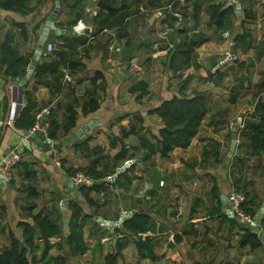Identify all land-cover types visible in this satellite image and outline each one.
I'll use <instances>...</instances> for the list:
<instances>
[{
    "label": "trees",
    "instance_id": "trees-1",
    "mask_svg": "<svg viewBox=\"0 0 264 264\" xmlns=\"http://www.w3.org/2000/svg\"><path fill=\"white\" fill-rule=\"evenodd\" d=\"M227 1L132 0V3H128L127 0H95V13L91 14V12H85L87 0H59L58 15L65 6L73 17L66 22L57 21L56 27L71 29L78 19L88 17L92 31L89 35L66 32L56 34L51 31L48 33L45 43L60 41H57L55 46L53 43L50 51H46L44 43L38 62L31 74L33 79L31 89L23 91V105L13 122L16 129L29 131L33 128L35 113L45 106H39L34 97L33 91L37 86L48 87L50 96H53L64 88L65 74L70 75L86 67L83 55L86 54L87 46H91L89 45L90 35L94 37L100 34V43L104 48L108 46V35L104 34V30L115 31L119 46L134 44L125 29V24L131 16L141 12V5L144 7L143 12L159 9L162 16L161 23L170 27L163 45V48H166L165 61H163L166 74L164 75L168 79L178 78V81L176 88L172 89L168 95L165 90L164 95L152 98L153 100L149 98L150 91L146 79H138L127 87V92L140 107H144L145 113L141 108H136L121 112L109 122L106 130L107 144L109 149H115L113 154L104 153L103 147L98 144L90 146L89 141L92 135H87L72 143L73 148L85 154V157L89 153H93L94 156L82 165L65 167L66 173L71 176L80 171L90 176L93 182L90 185L75 186L76 197L64 202V206L59 205L55 215H52V211L51 213L34 211L36 207L34 199L40 196V191L31 184L22 186L21 191L26 194L27 198L21 207L23 217L17 221L16 227H10L5 235L4 243L0 246V264H77L75 260L89 250H92V253L102 252L104 248L102 238L104 237L108 240L110 248L104 252L97 264H116V260L123 256V250L129 244H133L139 261L154 262L160 258L157 251L160 236L157 234L164 231V225H160L159 219H156L154 213L147 209L146 205L140 208L141 211H134L119 226L105 227L95 219L96 215L101 214L97 212L99 208L97 198L91 192L108 194L114 189L128 191L135 179L134 172L138 160L148 161L154 155L168 158L175 148L187 147L199 132L209 111V99L208 95L202 91L187 92L188 84L194 75L193 73L184 74V70L199 66L195 47L200 41L208 40L203 31L197 30L204 7L207 13L206 24L214 26L213 33L223 35L227 32L232 37L235 46L239 47L243 53L255 46L252 34L245 26L246 22L255 18V12L241 2V13L236 14L235 4L233 2L228 4ZM42 3L43 0H0V11L30 15L35 14ZM53 6L54 1L52 8ZM8 23L10 28L6 29L0 37V65L3 66L7 76L17 77L27 69L33 49L26 54H21L14 42L12 28H18V35L25 39L27 22L10 19ZM39 26L38 22L33 30L36 32ZM218 63L219 61L214 58L209 60L207 73L201 78L202 81L218 85L224 80L226 71L231 70L233 65L243 67L245 64L244 60L237 57L232 59V65L229 66L228 63H223L216 67ZM245 77L249 79V73ZM89 81L92 88L87 90V95L82 102L74 97L63 105L56 102L51 107L50 114L46 116V120L49 121L47 128L49 139L61 144L71 132L73 133L81 115L86 116L99 109L103 99H101V94L105 96L107 90L103 72L100 69L95 70ZM233 91H237L235 85L229 97L231 103L237 99L236 92ZM263 93L264 73L253 84L252 95L256 98L250 106L251 109L240 115L241 126L236 129V132L237 147L242 151L233 155L237 163L241 164L249 158H255L259 162L264 158V100L261 97ZM60 110H62L61 113H59ZM60 114L61 121L59 120ZM146 114H155L159 118V123L148 121L145 118ZM126 117H128L127 124H120L121 120ZM114 125L118 126L117 133L111 130ZM229 132V137L233 138L231 130ZM131 136L136 138L134 144L127 141ZM214 155L215 161L221 163L222 160L217 157V150L214 151ZM128 159L134 161L114 179L107 178ZM207 160V151L203 150L199 163L202 164ZM21 162L19 160L16 165L26 163ZM261 173L264 176V162ZM30 174L31 171L26 169L24 176L30 179ZM232 180L234 188L241 189L245 193L246 199L241 204L242 210L251 216L258 215L262 199L256 195V191H246L253 181L248 178L241 183L240 178L235 176H232ZM154 190L151 189L150 194H154ZM210 191L211 197L214 198L212 211L218 214L221 222L225 220L238 227L239 245L248 246L250 250L259 248L263 239L260 229L264 230V215L258 218L259 224L254 226L240 222L236 215L228 216L223 209L226 201L223 203L222 191L216 180ZM196 206L197 202H194L190 212L196 211ZM101 216L106 217L105 214ZM117 218L118 216L114 220ZM89 222L92 223L88 235L93 238V245H89L85 239L84 226ZM16 228L20 231L18 232ZM193 231L194 229L187 231L182 229V234H191ZM147 232L151 234H146ZM53 237L57 239L51 241ZM52 248H56L58 252L53 254L50 251Z\"/></svg>",
    "mask_w": 264,
    "mask_h": 264
},
{
    "label": "crops",
    "instance_id": "crops-1",
    "mask_svg": "<svg viewBox=\"0 0 264 264\" xmlns=\"http://www.w3.org/2000/svg\"><path fill=\"white\" fill-rule=\"evenodd\" d=\"M51 1L52 0H43V3L37 9V12L35 14L30 15H21L9 11H0V37L6 29L10 28V25L8 23L10 19H14L17 21L25 20L27 22V37L25 39H22L18 35V28L14 27L12 28L14 31V42L16 44L17 50L21 54H26L31 49H33L34 51L44 21L49 12L52 10H48L47 7L48 3L51 4L54 0L52 2ZM237 1H239L240 4L242 2V4L246 5L247 7H251V9L255 12V0ZM127 2L132 3V0H127ZM231 2L235 4L234 0H231ZM261 5H264V0L262 1ZM94 6L95 0H87L85 12H91L94 9ZM141 7L143 6L141 5ZM150 11L151 14L145 17L147 23L144 22V24L141 23L140 25L139 21L136 22L135 20L139 14L137 13L128 19L127 23L125 24V29L128 31L131 39H133V36H135V38L133 39L134 48L138 46V49H143L145 52L150 54L151 57H149V59L147 60L151 64L154 63V68H156L157 66V68H159V64L162 61H165L166 48H163V45L165 43L164 40L166 33L168 32L170 27L161 23L160 19L162 18V16L159 9ZM146 13L147 12L143 11L140 12L142 17ZM72 17L73 14L68 11V8L64 6L62 12L59 15L57 14L55 23H57V21L66 22L72 19ZM83 20L87 24L91 23L88 17H84ZM38 22L40 23V26L36 29L35 32L33 28ZM253 22L254 21L251 20L245 23V26L247 28H250L249 25L252 26L253 24L251 23ZM257 23L258 22H256V24ZM129 25H131V28H129ZM161 25L162 27L160 28ZM58 27L59 29L62 28V26ZM133 27H136L135 31L132 30ZM162 28H164V30ZM110 31L114 30H106L104 32L105 35H108L107 45L110 43ZM134 32H136V34L138 35H136ZM56 34H60V32ZM100 36L101 35L98 34L90 38L89 45L91 46H87L88 49L86 51V54L83 55V61L85 62L86 67L83 70H79L73 74H68L70 76V80L64 79V88L60 92L56 93L53 96H50L49 88L43 85L37 86V88L33 91L34 97L39 106L49 105L51 108L56 102L63 105L64 103L71 101V99L74 97H76L78 101L82 102V100H84L87 95V90L92 88L89 78L93 75V72L95 70L100 69L104 74V78L107 83V90L105 96L104 94H101V99H103L97 111L90 113L86 116L81 115L79 117L76 128L73 130V133H75L78 127L87 125V127L89 128L88 131L83 135V137H79L77 135L74 141L66 143L62 142L61 144H59L51 139L48 140L46 138H43L39 134L32 135L30 131H22L16 129L13 124H6L1 128L0 160L4 156L9 155L12 151L17 150L20 155V161H22L21 163H26H23L24 165L15 164L16 166L14 165L11 170V178L7 182L0 181V246L2 245V243H4L3 241L9 228H15L17 221L20 220L21 217H23V210L21 207L27 201L26 194L21 191V188L24 184H31L35 186L40 191V194L43 192L45 187H47L48 190L51 189L57 191L58 198H60L61 195L59 203L61 201L60 205L64 206L63 202H67L70 199H74L76 197V187L71 183V181H69L70 176L66 173L65 167L73 165L75 166L77 158L85 157V154L73 148L72 143L81 140L87 135H92V139L89 141L90 146L98 144L103 147L105 153L109 152V154H113L115 152V149H110V151H107V149L109 148L107 146L108 141L106 138V130L109 122L115 116L121 114V112L134 110L136 108H141L142 111L144 109V107H140V105L133 100V97L130 96V94L127 92V87L138 79H146L148 81V89L150 91L149 98H151V100L152 98H154V94L150 85L151 81L145 76L146 68L144 67L143 69L142 64H135L136 57L133 55L131 62L132 64L134 63L133 66L135 67V69H133L132 67L128 68L127 65L126 69H123L120 73L119 71L121 70L123 65V54L121 52L110 51L108 49V46H105V48L104 46H101ZM228 36L230 35L228 34ZM252 39H254L253 35ZM57 41L60 40H55L53 42L54 46ZM232 41L233 39L230 36V51ZM233 46L235 53L236 49L239 47H236L235 44H233ZM133 72H135V75H132ZM9 79L10 76H7L4 73V68L0 65V116L4 119H6L9 115L12 96L14 93L10 88L11 83L9 82ZM32 83L33 79L30 75L27 81L23 84L22 98L23 91L26 89H31ZM157 98H159L158 95ZM61 111L62 110H60L59 113H61ZM143 113H145V111H143ZM145 118L148 121L159 123V118L155 114H146ZM59 120H62L61 114ZM127 121L128 117L122 119L120 124L125 125L127 124ZM231 123L232 121L229 122V124ZM111 130L113 131V133H117L118 126L114 125ZM230 130L231 129L228 128V133ZM223 132L224 129H215L212 126L211 131H208L206 135H201L200 128L199 132L195 135V137H193L187 147L175 148L168 158H160L158 157V155H154L148 161L138 160L137 163L142 164V170H145V168L150 169L154 166L160 170H165V167L168 164L177 165L178 162L181 161V157H193L195 164L197 161L196 166H192L194 167L193 169L203 175H208L212 179V184L209 187V200L214 205V198L211 197L210 190L215 182V155L213 156L214 152L209 153V151L206 150L208 160L200 164L199 162L201 156H199V152L196 151V142H199V144H201V138L203 136H208L209 138L213 139L212 145H214L215 147V141L218 143V145L222 142L221 136L224 134ZM73 133L71 132L66 138L71 137ZM218 134H220L221 136H219ZM102 136L106 138V140L103 142L100 141V138ZM132 143L134 144L135 142ZM104 144H106L107 147H104ZM176 155H179L180 158H174V156ZM80 158L79 160L81 161ZM56 161H59V164H56ZM158 164H161L162 167L158 166ZM192 167L189 169L192 170ZM26 169H29L31 171L30 179L24 176ZM137 179L141 180L142 178ZM135 180H133L132 186H134ZM206 181V178L203 179L202 177L201 189L206 188ZM188 182L190 183L189 179L186 180V182H183L182 184L180 182L179 185L180 188L187 193V199H189L188 202H190V199L194 196L193 194V196L191 195V191L195 190V187L198 185L196 183L192 185ZM218 184L222 191V196H226L231 188L226 192L225 188L227 183L226 185H221L220 183ZM151 189H155L154 191H157L159 189V186H157L156 184L150 185L148 187L147 198L149 199V203L152 202L151 200H153L152 198L155 194V192L154 194H150ZM119 191V189H114L113 192L119 194ZM197 199L198 197H196L195 200L197 201ZM34 201L37 205L36 198L34 199ZM192 205L193 203L191 201L187 209V213L189 214L188 216H183L182 219L178 220L176 223H172L171 221H165V224H169V228H167L166 230L167 226H165L163 228V233L168 232V235H170V237H172V234L176 231L180 232L181 234V239L179 242H176L175 245H173L172 247L168 246L170 248L169 255L171 256V259L176 258L177 260H179V262L189 261L192 262V264H251L254 262H257L254 264H264L263 229H260V232L263 235L262 245L255 250H250L247 246L243 247L239 245L238 227L233 226L225 220L221 222L218 214H215V211H212L213 205L210 206V212L206 214H196V211L190 212ZM228 207L229 204L226 201V204L224 203L223 209L226 211ZM36 210L37 206L34 211ZM119 212H124L123 208L120 209ZM227 215L233 216L230 213H227ZM189 223H192V225H188ZM257 224H259V222ZM182 229L186 231L194 229V231L191 234H182ZM16 230H18V232L20 231L19 228H16Z\"/></svg>",
    "mask_w": 264,
    "mask_h": 264
},
{
    "label": "rangeland",
    "instance_id": "rangeland-1",
    "mask_svg": "<svg viewBox=\"0 0 264 264\" xmlns=\"http://www.w3.org/2000/svg\"><path fill=\"white\" fill-rule=\"evenodd\" d=\"M262 1L263 0H255L254 7H256V17L252 20L254 21L253 23H251L253 25H249L250 28L248 27L250 33L254 37V48L249 49L246 53H243L239 48L236 49V57L238 59L244 60L245 64L243 67L233 65L231 67V70L228 69L226 71L224 80L218 85H214L209 81H202L201 78L206 75V69L208 68L209 60L211 58H214L220 62L226 59L223 63H228V66L232 65L233 58L230 57L227 59V57L230 56V36H228L227 33H224V35H221L220 33H213L214 26L206 24L207 13L205 11L206 8L204 7V10L200 16V23L197 27V30L203 31L208 37V40L200 41L195 47L199 66L187 68L186 70H184V74L193 73L194 75L188 84L187 92H191L192 90L198 92L202 91L208 95L207 97L209 99V111L202 122L201 135H206L208 131H211L212 126L215 129H224V134L222 136L218 134L219 136H221L222 142L218 145V143L215 141V147L214 145H212L213 139L209 138L208 136H203L201 138V144H199V142H196V151L199 152V156H201L203 150H207L209 151V153H213L214 150H217V157L220 158L222 162L218 163L217 161H215V180L221 185H226L227 183L225 188V191L227 192L230 188L233 189L235 187L234 183L232 182V176L240 178L241 183L249 178L253 181V183L250 186L248 185L246 191H256V195L261 198L263 202L264 176H262L261 171L264 158L259 162L255 158H249V160H244L243 163L240 164L235 161V158L233 156L235 153L242 151L237 147L238 137L236 132V129L241 126L240 115L246 113V111L251 109L250 106L253 105L256 98L252 95L253 84L255 81L259 80L261 75L264 73V5H261ZM47 7L48 10L52 9V3H48ZM145 12L147 13L144 14L143 17L139 13L135 20L136 22L139 21L140 25L141 23L144 24V22L147 23L145 17L149 16L150 11L146 10ZM256 22L258 23L256 24ZM161 27L162 25L160 26V28ZM129 28H131V25H129ZM162 29L164 30V28ZM132 30L135 31L136 27H133ZM136 32L134 33L136 34ZM134 38L135 36H133V39ZM134 50V53H131V60L132 56L134 55L136 57L135 64H142L143 69L144 67L146 68L145 76L151 81L150 85L154 94V98H157V95L159 97L162 94L164 95L165 90L166 95H168L172 89L176 88L178 78L168 79L167 76L165 77L166 74L164 73L165 66L163 64V61L159 64V68H157L158 66L154 68V63L151 64L147 60L149 59V57H151L150 54L145 52L143 49H138V46H136ZM131 60L127 64L128 68L132 67L133 69H135V67L133 66L134 63L132 64ZM247 73H249L250 75L249 79L245 77ZM132 75H135V72H133ZM241 75H243V77ZM233 85H235L237 89V91H233L234 93L236 92L237 99L234 103H231L229 101V97L232 93ZM261 97L264 100V93L261 95ZM239 117L240 120H238ZM230 121H232L231 124H229ZM228 128L231 129V132L234 135L233 138L229 137L230 132L228 135ZM106 138L108 141V137ZM106 138L102 136L100 138V141L103 142L106 140ZM232 139L235 140V142L233 144V150L229 152ZM127 141L132 144V142H136V138L134 136H131ZM107 146L106 144H104V147ZM107 151H110V149H107ZM242 155L243 154H240L241 157H244ZM92 156H94L93 153H89V155H86V157L81 156L83 157H79L81 161L79 160V158H77L76 165H73L72 167H76L86 163ZM174 158L178 159L180 157L179 155H176L174 156ZM196 164L193 157H181V161L178 162L177 165L168 164L165 167V170H160L155 166L150 169L145 168V170H142V164L137 163L134 172L136 180L134 179V186L131 185L132 189L131 187L128 191L119 189V194L113 192L114 190H112V192L110 191L108 194H106V192H91V194L96 197L98 201L99 208L97 212H99L101 215L105 214L106 217L104 218L108 220H114L116 216H119V214L122 213L119 212L122 208L123 211H127L134 206L141 208L142 206L146 205L147 209L154 213L156 219H159L158 222L160 223V225H164V227L167 226L166 230L167 228H169V224H165V221L176 223L178 220L182 219L183 216L189 215L187 213V209L191 201L192 203L197 202L196 214L209 213L211 210L210 206L213 205V203L209 200V187L212 184V179L208 175H203L195 171L193 168L196 166ZM158 166L162 167L161 164H158ZM191 167L193 171L189 169ZM202 177L203 179L206 178L207 180L205 189H201ZM137 178L142 179L139 180ZM160 179L163 180L162 185H160L159 183ZM188 179L190 180V183L188 182L189 184L194 185L196 183L198 185L195 187V190L191 191V195L193 194L194 196H191L192 198L190 199V202H188L189 199H187V193L182 190L179 185L180 182L182 184ZM156 184L159 185V189L155 191V194L152 198L153 200H151L152 202L149 203V199L147 198V189L150 185ZM44 190L40 194V196L36 198V211H48L50 213L52 211V215H55V213H57L58 206L61 203V201L59 203L61 195L60 198H58L57 191L51 189L48 190L47 187H45ZM197 195H201L202 197ZM196 197H198V199L200 198V200L196 201ZM261 207L262 203L260 209ZM91 223L92 222H89L84 226L85 239L89 245H93V238L88 235V231L91 228ZM146 234L151 233L147 232ZM157 235L160 236V244L157 248V251L160 254V258L158 260L154 262H151L149 260L139 261V256L136 254L133 244H129L123 250V256L119 257L116 260V264H192V262L189 261L179 262V260H177L176 258L171 259V256L169 255L170 248L167 245L169 241L167 239L171 238L170 235H168V232L158 233ZM56 239L57 238L53 237L50 240L55 241ZM102 241H104V248L102 252L92 253V250H89L84 255L77 258L75 262L77 264H97L99 260L102 259L104 252L109 250L110 248L108 246V240H106L105 237L102 238ZM39 251L40 249L38 250V253ZM50 251L53 254L58 252L56 248H52Z\"/></svg>",
    "mask_w": 264,
    "mask_h": 264
},
{
    "label": "built area",
    "instance_id": "built-area-1",
    "mask_svg": "<svg viewBox=\"0 0 264 264\" xmlns=\"http://www.w3.org/2000/svg\"><path fill=\"white\" fill-rule=\"evenodd\" d=\"M140 10L143 11L144 8L140 6ZM95 13V9L91 11V14ZM59 28L56 27L55 25L49 30V32H54L58 30ZM71 29L74 31V33L82 35L86 34L89 35L92 31V26L91 24H87L83 19H78L71 27ZM106 31V30H104ZM111 38H110V43L108 44V49L113 52H121L120 51V46L117 44V40L115 37V32L110 31L109 32ZM90 38L93 36L90 35ZM53 47V43L51 41H48L45 43V49L46 51H50ZM65 80H70V76L68 74H65L64 76ZM20 104L22 107L23 101L18 103L17 101L11 102L10 106V112L9 115L6 119L0 116V131L1 128L6 125V124H13L14 120L17 118L18 113H15V106ZM20 107V108H21ZM51 108L48 105H45L41 107L36 113H35V123L33 128H31L29 131L30 132H42L46 139L49 140L47 137V128L49 125V121L46 120V116L50 114ZM20 160V155L17 150L12 151L9 155L4 156L0 160V174H1V180L2 182H7L11 178V170L13 166ZM132 159H128L126 161H131ZM56 164H59V161H56ZM72 184L74 186H77L79 184H84V185H90L93 182V179L84 174L83 172L77 171L73 173V175L70 176ZM108 178V177H107ZM160 185L163 184V180L160 179L159 181ZM246 196L243 190L241 189H231L228 194L226 195V201L229 204V211L230 214L236 215L239 219L240 222H246L249 223L250 225H256L257 224V215H249L245 213L242 210L241 204L243 201H245Z\"/></svg>",
    "mask_w": 264,
    "mask_h": 264
},
{
    "label": "water",
    "instance_id": "water-1",
    "mask_svg": "<svg viewBox=\"0 0 264 264\" xmlns=\"http://www.w3.org/2000/svg\"><path fill=\"white\" fill-rule=\"evenodd\" d=\"M235 1V12L236 14H240L241 13V4L239 1L234 0ZM227 3H231V0H228ZM59 0H54V6L52 8V10L49 12V14L47 15L43 27L41 29V33L38 36L33 54H32V58L31 61L27 67V69L21 73L20 76L18 77H10L9 82L11 83V90L13 93L12 96V102L17 101L18 103H20L23 98H22V87L23 84L27 81L28 77L32 74L33 72V68L34 66L37 64L38 59L40 57V54L43 50V46L45 43V40L48 36L49 30L55 25V19L57 17L58 11H59ZM72 33L74 34V31L72 29H65V28H61L55 31V33ZM233 41L231 42V51H230V56L227 57L230 58H234L235 57V53H234V46H233ZM134 49V45L131 44L129 46H120V51L123 54V65L121 70L119 71L120 73L122 72L123 69H126L127 67V63L131 60V53ZM226 60V59H225ZM225 60H222L221 62H219L216 67L220 66L221 64H223V62H225ZM16 90V92H15ZM20 104L15 106V113H18L20 110ZM238 120H240V117L238 118ZM87 125H83L77 128V130L75 131V133H73V135L69 138H66L65 141L63 142H72L74 141L75 137L78 135L79 137H83V135L88 131ZM32 135L34 134H39L40 136H42L43 138H46L45 135L42 132H31ZM235 140H231V147H230V151L231 152L233 150V144H234ZM134 160L132 159L131 161H125L121 166H119L118 168H116V171L113 175L109 176L108 179H114L116 177L117 174H119L120 172L124 171ZM0 180H1V174H0ZM71 181V178L70 180ZM72 183V181H71ZM223 199L224 202L226 201V196L223 195ZM141 211L140 208L138 207H134L131 208L130 210L124 211L122 213L119 214L118 218L116 220H108L105 219L104 217H102L101 215H96L95 219L99 222V224H101L102 226L105 227H113V226H119L121 224V222L126 219L127 217H129L134 211ZM227 213H230L229 209H226ZM264 215V200L262 202V207L261 209H259L258 211V215L257 217H262ZM259 222V219H257V223ZM181 239V234L180 232H174L172 234L171 239H169L167 245L172 247L174 245V243L180 241Z\"/></svg>",
    "mask_w": 264,
    "mask_h": 264
}]
</instances>
